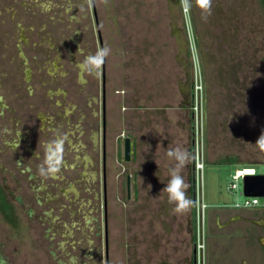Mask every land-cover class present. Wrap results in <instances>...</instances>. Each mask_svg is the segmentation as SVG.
Here are the masks:
<instances>
[{"label": "rangeland", "instance_id": "rangeland-1", "mask_svg": "<svg viewBox=\"0 0 264 264\" xmlns=\"http://www.w3.org/2000/svg\"><path fill=\"white\" fill-rule=\"evenodd\" d=\"M0 11V190L16 217L9 222L0 205V264H145L135 255L137 204L125 197L119 173L126 164L112 144L102 169L103 86L107 94L130 72L124 63L145 51L133 38L145 36L147 25L132 18L169 17L161 31L171 56L186 35L192 72V51L203 76L202 58L208 71L216 57L240 62L252 77L247 95L260 105L264 6L213 0L206 21L196 7L184 11L181 0H0ZM104 46L112 51L99 73L80 71L85 56ZM205 133L207 149L206 121ZM60 135L67 138L63 167L42 178L44 145ZM146 224L142 217L139 226Z\"/></svg>", "mask_w": 264, "mask_h": 264}, {"label": "crops", "instance_id": "crops-1", "mask_svg": "<svg viewBox=\"0 0 264 264\" xmlns=\"http://www.w3.org/2000/svg\"><path fill=\"white\" fill-rule=\"evenodd\" d=\"M169 21L165 16L132 18V23L147 25L145 36L133 38L140 40L138 47H145V51L132 56L129 65L124 63L131 66L130 72L120 75L118 84L107 94L104 91L102 169L108 165V145H114L124 161L125 139H131L132 160L124 161L119 177L126 183V199L137 204L133 214L137 225L133 236L135 255L145 264H196L198 188L191 109L192 58L186 35L182 49L172 58L169 35L161 31ZM202 62L207 157L200 193L207 205L206 264H264V201L257 197V206L237 207V200L243 197L228 191L230 177L238 169H254L256 175H264V159L259 158L255 146L264 133V103L257 105L247 95L252 77L240 62L216 57L209 71L203 58ZM107 133L112 135L109 140ZM175 147L190 154L181 172L189 185L187 195L193 201L186 214L174 213V205L160 191L170 179L169 169L174 164L166 151ZM96 148L94 145L95 153ZM102 175L106 185V175ZM103 192L107 193L106 186ZM142 217H147L146 228L139 226Z\"/></svg>", "mask_w": 264, "mask_h": 264}, {"label": "clouds", "instance_id": "clouds-1", "mask_svg": "<svg viewBox=\"0 0 264 264\" xmlns=\"http://www.w3.org/2000/svg\"><path fill=\"white\" fill-rule=\"evenodd\" d=\"M91 3L92 0H86ZM108 0H103L107 4ZM213 0H181V7L184 11L191 12L192 7H196L201 12L203 20H207L212 15ZM111 48L104 46L98 49L94 54H88L78 65L79 70L88 76H95L106 62L111 54ZM76 54L83 55V50L78 47ZM66 136L60 135L44 145V156L37 167V172L42 178L56 176L62 169L64 163V145ZM255 146L258 149L259 158L264 159V133L256 140ZM166 156L174 162L169 169L170 179L160 190L166 195L169 204L174 205L172 211L176 214H186L193 207V201L187 195L189 185L186 183L182 170L190 160V154L180 147L169 148ZM158 177V173H154ZM256 175V174H255ZM151 188V185H148Z\"/></svg>", "mask_w": 264, "mask_h": 264}, {"label": "built area", "instance_id": "built-area-1", "mask_svg": "<svg viewBox=\"0 0 264 264\" xmlns=\"http://www.w3.org/2000/svg\"><path fill=\"white\" fill-rule=\"evenodd\" d=\"M193 57V96L192 112L194 117V163L197 174L196 187V264H206V240H205V212L207 205L201 199L200 188L203 186V174L206 165V133H205V111H204V76L200 67L196 51H192ZM255 170L238 169L232 176L228 184V191L235 195L242 196V201L236 203L237 207H253L259 204L258 198L246 197L242 189L239 188V181L246 176L255 175Z\"/></svg>", "mask_w": 264, "mask_h": 264}, {"label": "water", "instance_id": "water-1", "mask_svg": "<svg viewBox=\"0 0 264 264\" xmlns=\"http://www.w3.org/2000/svg\"><path fill=\"white\" fill-rule=\"evenodd\" d=\"M97 27H98V23H97ZM98 33L100 36L99 27H98ZM100 43L102 46L101 38H100ZM103 78H104V73H103ZM104 91H105V86H103V92ZM131 160H132V142L131 139L126 138L124 143V161L130 162ZM242 191L244 193V196L246 197L264 198V175L257 174L253 176L244 177V179L242 180Z\"/></svg>", "mask_w": 264, "mask_h": 264}, {"label": "trees", "instance_id": "trees-1", "mask_svg": "<svg viewBox=\"0 0 264 264\" xmlns=\"http://www.w3.org/2000/svg\"><path fill=\"white\" fill-rule=\"evenodd\" d=\"M262 5L264 6V0H260ZM6 198L2 195V192L0 190V205L2 208L5 210L6 218L9 222L15 223L16 222V217L15 215L11 212L9 204L6 202ZM8 211L10 213H8Z\"/></svg>", "mask_w": 264, "mask_h": 264}]
</instances>
